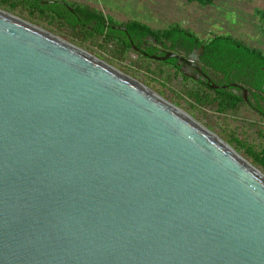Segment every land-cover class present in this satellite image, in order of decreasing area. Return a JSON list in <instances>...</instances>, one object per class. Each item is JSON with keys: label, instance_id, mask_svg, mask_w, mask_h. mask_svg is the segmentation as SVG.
Segmentation results:
<instances>
[{"label": "water", "instance_id": "obj_1", "mask_svg": "<svg viewBox=\"0 0 264 264\" xmlns=\"http://www.w3.org/2000/svg\"><path fill=\"white\" fill-rule=\"evenodd\" d=\"M0 264H264V174L142 83L0 10Z\"/></svg>", "mask_w": 264, "mask_h": 264}, {"label": "rangeland", "instance_id": "obj_2", "mask_svg": "<svg viewBox=\"0 0 264 264\" xmlns=\"http://www.w3.org/2000/svg\"><path fill=\"white\" fill-rule=\"evenodd\" d=\"M67 1L102 10L115 24L139 21L155 30L168 29L177 24L200 40H208L214 35H231L264 53V23L256 15L257 10L264 11V0H214L208 6L189 0ZM0 10L83 49L142 83L186 112L264 174L262 166L248 152L249 149L255 152L264 149V118L248 107L243 105L238 110L219 112L216 104L205 105L194 101L191 93L198 90L196 84L185 79L174 65L144 57L137 51L129 50L122 54L116 43H106L103 38L84 42L80 35L72 33L57 21L42 18L39 13H30L23 7L12 9L2 0Z\"/></svg>", "mask_w": 264, "mask_h": 264}, {"label": "trees", "instance_id": "obj_3", "mask_svg": "<svg viewBox=\"0 0 264 264\" xmlns=\"http://www.w3.org/2000/svg\"><path fill=\"white\" fill-rule=\"evenodd\" d=\"M12 9L23 7L30 13H39L42 18L57 21L72 33L81 36L84 42L94 38H103L106 43H116L122 54L127 51H135V48H143L144 43L152 41L163 43L168 49H176L177 46H186L187 53L196 46H204L203 61L206 66L215 74H222L224 78H231L232 82H242L249 90L255 91V97H259L256 110L264 115V53L254 47H250L231 35H214L208 40L199 38L182 28L180 25H173L168 29H152L139 21H132L126 25L115 24L102 12L97 10L68 4L61 0V3L43 4V0H2ZM197 2L202 6H208L214 0H189ZM69 5L74 9L72 13ZM256 15L264 23V11L257 10ZM125 27L123 32L113 27ZM133 44V45H132ZM183 45V46H184ZM150 54H155L153 47L145 49ZM146 57L145 55H143ZM175 60L170 59L163 64L175 65ZM176 68V66H175ZM191 97L200 104H216L219 112L234 111L238 108L241 98L232 91L222 89L218 91V97L213 95H200L199 91L191 93ZM262 101V103H261ZM236 142H239L236 140ZM254 157L255 162L260 164L264 171V149L260 152L248 150Z\"/></svg>", "mask_w": 264, "mask_h": 264}, {"label": "flooded vegetation", "instance_id": "obj_4", "mask_svg": "<svg viewBox=\"0 0 264 264\" xmlns=\"http://www.w3.org/2000/svg\"><path fill=\"white\" fill-rule=\"evenodd\" d=\"M144 45L145 46H143V48H137V52L139 54L145 55L148 58H152L153 56L164 57L170 51L183 57L184 60H176L175 58L171 59L175 60L174 66H176L177 71L182 74L185 79H190L196 84L198 88L197 91L200 92V95H213L214 97H218V91L222 89L232 91L239 98H241L242 101L240 102L236 110L244 105L264 118V115L256 110L259 101L257 99L260 96L255 97L254 90H249L243 85L242 82H232V79L230 77L224 78L222 74H215L206 66L205 62L203 61L205 49L204 46H196L193 50L187 53L186 46L184 44H182V46H177L176 49L172 50L166 49L163 43H159L157 42V40L152 41L151 39H149L148 41H146V43H144ZM151 47H153V49L155 50V54H150L145 50L146 48L151 49ZM169 60L157 61L165 63ZM187 61H190L191 63H188ZM261 68L264 71V66ZM207 91L210 93H208Z\"/></svg>", "mask_w": 264, "mask_h": 264}, {"label": "crops", "instance_id": "obj_5", "mask_svg": "<svg viewBox=\"0 0 264 264\" xmlns=\"http://www.w3.org/2000/svg\"><path fill=\"white\" fill-rule=\"evenodd\" d=\"M61 1V0H60ZM64 2H66V3H68L69 4V2L67 1V0H63ZM76 6H81V7H87V8H91V9H93V7H91V6H89V5H86V4H81V5H76ZM94 10H97V9H94ZM97 11H101L105 16H107L106 14H105V12L104 11H102V10H97ZM143 24H145V23H143ZM147 25V24H146ZM150 27V26H149Z\"/></svg>", "mask_w": 264, "mask_h": 264}]
</instances>
